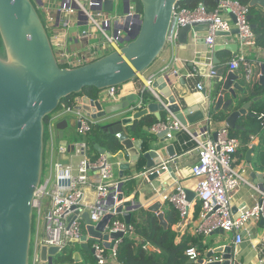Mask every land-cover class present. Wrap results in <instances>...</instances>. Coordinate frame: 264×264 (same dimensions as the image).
<instances>
[{
    "label": "water",
    "instance_id": "95a60500",
    "mask_svg": "<svg viewBox=\"0 0 264 264\" xmlns=\"http://www.w3.org/2000/svg\"><path fill=\"white\" fill-rule=\"evenodd\" d=\"M35 1L0 0V38L4 51V57H0V264H29L34 196L42 180L44 121L56 112L62 100L78 95L87 88L99 91L100 95L96 99L87 96L76 97L75 106L71 109L72 114L75 117L80 114L95 124L106 122L100 125V131L104 135L114 137L122 147L118 155H128L129 162L134 164L141 156L142 144L140 141L133 142L124 129L133 131L136 123L148 113L165 111L187 129L206 122L207 126L202 128V131H205L211 121H215L229 130H237V120L247 114L249 107V104H245L234 110L236 91L241 92L242 88L236 82L238 77L232 71L202 108L185 107L176 101L172 95L173 83L170 73L154 78L150 83L148 91H153L154 99L150 104H144L142 99L136 96L124 98L120 103L104 98L103 92L106 89L120 87L140 77L154 64L165 49L172 13L181 0H138L141 11L133 15L136 26L133 31L119 26L124 38H120L118 47L73 68L59 66L36 8L38 2ZM114 3L115 0H108L103 4V10L114 11ZM122 6V12L119 14L121 18L130 9L129 0H123ZM247 6L250 9L257 8L264 14V0H249ZM248 19L251 21L253 16ZM231 22L228 32L216 34V37L225 38V43L215 45V52H237V43L232 38L237 35V29L232 16ZM207 25L208 23H196L179 28L177 43L185 46L192 29L205 30ZM251 27L253 31L256 29L254 25ZM199 35L204 42L206 32ZM258 83L264 88V65L261 67ZM227 94L231 99L223 101ZM259 99L256 98L253 102ZM68 124L64 119L53 123L60 140ZM155 135L168 137L170 132L167 130ZM215 135L216 133L213 138ZM94 149L99 155L112 158L104 148L96 144ZM252 151L249 150L246 154L249 167ZM166 154L168 158L175 156L173 146L166 148ZM154 155L152 151L142 155L146 161L145 170L155 168L163 162ZM61 163L67 162L61 160ZM118 169L122 177V172L127 171L129 165L122 163ZM166 172L171 173V168L160 169L147 179L152 182ZM250 178L255 187L264 193V174L252 172ZM118 190L120 194L117 200L122 201L121 184ZM186 195L189 201L194 199V194L186 192ZM107 202L113 204L111 197ZM139 207L127 201L116 208L115 212L123 215L125 234L105 233L108 223L112 220L111 215H106L97 224L91 225L89 215L83 213L87 236L80 240H71L70 243L79 245L82 251L91 255L93 250L87 246V239L101 241L105 248L110 249L112 243L108 244L109 240L116 241L130 236L129 212ZM159 207L160 204H155L149 211L156 214ZM157 218L164 226L162 215L158 214ZM260 224L264 225V222L261 220ZM213 235H223V232L217 230ZM60 253L56 247L42 245L38 251V259L42 263L52 264L53 259ZM234 256L231 247L213 243L203 258L191 261L190 264H235ZM73 258L76 263H80L78 253H74Z\"/></svg>",
    "mask_w": 264,
    "mask_h": 264
},
{
    "label": "built area",
    "instance_id": "2783aa9c",
    "mask_svg": "<svg viewBox=\"0 0 264 264\" xmlns=\"http://www.w3.org/2000/svg\"><path fill=\"white\" fill-rule=\"evenodd\" d=\"M108 0H61L57 3L54 0H42L43 19L45 26L51 30L50 42L61 65H68L69 68L78 67L88 63L100 56L88 52L78 53L66 51L61 38L63 33L57 30L58 26L68 29L72 23L83 26L79 32L81 40L90 38H99L103 40L100 48L106 49L109 53L118 47L120 38H124L119 26L125 27L128 31H133L136 23L133 20L135 12L132 7L122 18L114 17L113 11L103 10V4ZM57 14V22L53 13ZM234 19V25L237 29L236 43L239 49L246 46L255 45V34L248 19L249 7L233 0H221L217 3L211 13H207L202 5L195 10H188L181 6H175L172 13L168 31L166 34L165 48H172L177 44V30L187 25L198 23H208L205 28L206 36L204 44L212 51L215 45L217 33H224L230 30L231 20ZM121 18V19H120ZM114 19L113 26L111 20ZM76 20V21H75ZM44 21L42 22L44 25ZM57 24V25H56ZM44 26V27H45ZM56 26V27H55ZM112 28V35L108 31ZM46 30V28H45ZM84 46V45H83ZM230 70H237L241 65L244 69L245 79L250 78V64L244 59L236 58L230 62ZM216 76L214 69H211L207 78ZM153 77L148 79V86L153 81ZM198 91H202L201 83L196 85ZM105 99L115 101L118 98V87L108 88L103 92ZM68 111L70 110H66ZM263 116V115H262ZM52 118L49 125L52 124ZM76 135L85 136L95 123L86 117L76 115ZM54 123V122H53ZM48 125V126H49ZM53 126V124H52ZM170 134L184 132L194 144L196 161L191 168V174L195 178L194 200L189 201L184 188L177 185L171 192L161 196V201L166 202L177 211L179 222L177 226H186L191 221L196 201L200 204V211L197 216L198 223L194 226L193 234L197 236H209L217 230L223 233H233L235 244L242 241L241 232L245 225L253 221L264 222V193L254 202V204L240 213L236 217L232 212L231 197L238 189L243 178L234 167L235 155L239 147V141L229 136L226 128L218 130L213 139L206 138L207 131H200L192 134L187 128L178 123L172 116H169L163 122H159L151 128L154 134H160L165 131ZM75 147V148H74ZM73 154L79 158L76 169L70 165L61 163V160L53 163L52 174L49 178L40 183L33 203V213L35 218L43 216L45 236L42 244L46 247H56L61 252L66 244L71 240H80L87 236L86 226L82 219V214L89 215L91 225L97 224L104 216L111 215L112 220L106 227V234L126 232V225L123 221L114 219L115 212L122 201L117 198L120 194L118 183L114 182L113 165L117 159L113 155L108 159L105 155H99L94 161L90 162L85 155V143L79 142L74 146ZM64 148H59L63 153ZM162 162L161 165L144 170L139 173L141 178H147L153 173H158L160 169H166L170 162ZM117 161V160H116ZM91 173L97 174V183L95 185L91 180ZM93 187L95 191V200L92 204H85V189ZM111 197L113 204H108L107 200ZM91 241L90 248L93 250V257L97 264H106L105 247L101 241ZM121 239L111 241L112 247L109 249L108 258L116 261L117 246ZM187 263L195 261L198 258V251L195 248L186 250ZM37 253L31 254V263L38 262Z\"/></svg>",
    "mask_w": 264,
    "mask_h": 264
},
{
    "label": "crops",
    "instance_id": "0c3cea01",
    "mask_svg": "<svg viewBox=\"0 0 264 264\" xmlns=\"http://www.w3.org/2000/svg\"><path fill=\"white\" fill-rule=\"evenodd\" d=\"M42 0H36L35 3L38 2V6L42 9L41 6ZM57 3H60L61 0H54ZM119 1L122 6L123 0H115ZM134 0H129L130 6L132 7V2ZM123 8V6H122ZM136 11V10H135ZM226 16L231 20L230 14H226ZM250 16V15H249ZM53 17L57 22V14L53 13ZM76 21V20H75ZM77 23V21H76ZM75 22L68 29H64L62 27L57 28V30L63 33L61 38L62 44L66 51L84 53L88 52L93 55V51H95L96 55L103 56L107 54L106 49L100 48V44L94 43L90 47V41L96 38L86 39L85 41H81V37L79 32L83 29V26L77 25ZM251 26H255L252 20L250 21ZM57 25V24H56ZM56 27V26H55ZM205 30L201 28H197L196 31L192 29L187 44L185 46L176 44L172 48H165L154 64L147 69L140 77L118 87V98L114 101V103H120L124 98H128L131 96H136L138 99H142L144 104H150L153 102V96L150 91H148V79L157 78L164 74H171V82L173 83L172 87V95L175 96L176 101L185 107L191 106H199L200 108L205 107V102L207 99L213 95L216 91L219 90V86L216 88V84L218 83L220 75H223L221 82L225 79L229 72H234V74L238 77V84L241 86L242 91H236V99L233 100V103L238 104L241 102L242 104V96L244 91V86L240 80L244 79V81H249L245 79L244 69L240 65L237 70H230V62L236 58H243L244 61L250 64V69L254 67L256 71L255 84H258L259 77L261 76V67L264 65V47L256 46V38L255 35V45L254 46H246L242 49L237 50L235 54L227 51L220 50L215 52L214 50L210 51L204 42L201 41L200 35ZM255 34V33H254ZM236 42V36L232 37ZM225 38L216 37L215 45L224 44ZM99 44V45H97ZM84 45V46H83ZM214 45V46H215ZM214 69L217 73V76L212 78H207L206 75L209 74L210 70ZM252 73L250 74V77ZM217 82V83H216ZM201 83L203 86L202 91H198L196 85ZM235 83V82H234ZM221 84V83H220ZM260 86V85H259ZM261 87V86H260ZM218 89V90H217ZM262 98V97H255ZM231 96L227 94L223 101L230 100ZM253 98L250 101H247L242 104H249L247 109V114L250 111L251 106L258 102H253ZM145 105V106H146ZM72 110H66L58 116L59 118L53 117L52 119L56 121H60L62 119L69 122L68 126L63 132L62 140L59 139L57 131H55V138H58L57 141L54 138L52 144L50 143L48 148V170L45 179L49 178L52 174V166L53 163L60 160L62 157V161H66L68 165H70L74 170L77 167L79 158L73 154V149L76 144L79 142L74 141L76 136V117L71 113ZM240 116L237 120L236 126L239 127L237 130H230L233 132L244 134L246 131V123L244 122V117ZM57 116V117H58ZM170 115L167 112H156V113H148L147 116L143 117L136 124V127L133 131H129V129H124V131L129 135V137L133 140V142L140 141L143 144L144 140L148 143L149 151L155 153L154 156H157L162 159L163 162L169 161L170 159H174L168 165V168H171V173H164L162 176H159L156 180L152 182L148 181L147 178H141L138 176L139 173L135 171V164L129 162L128 155H124L120 157L118 155L119 151L115 153L117 156V161L115 160V164L113 165V176L114 182L121 184V193H122V202H130V204L139 205L138 209L131 210L129 213L133 214V212L146 211L150 212L149 208L154 206L155 204H160V207L156 214L162 215L164 226L167 227L168 221L166 217V212L168 210V206H172L166 202L161 201V196L171 192L177 185H181L185 192H189L194 194L195 187V178L191 174V168L196 161V153L194 152V144L190 140L189 136L184 133L170 134L168 137H157L152 131L151 128H148V123L158 124L159 122H163ZM160 119V120H159ZM52 122V124H53ZM99 125L106 124L98 122ZM96 123V124H98ZM153 125V124H152ZM154 126V125H153ZM207 123L202 122L193 127H188V131L192 134H196L202 130L203 127H206ZM138 127V128H137ZM137 128V129H136ZM226 128V126L217 123L215 121H211L207 131L206 138L213 139V134H215L218 130ZM228 130V129H227ZM264 130V129H263ZM52 134H49V136ZM260 136L251 134L247 141H244V137L238 136L239 147L237 149V153L235 155L234 167L240 176L243 178L244 182H241L238 189L234 192L231 197V206L232 212L235 216L244 212L246 209L250 208L254 202L260 197V192L254 185L253 180L250 178V174L252 172L264 174V165L262 163L256 162L255 159V148L260 143ZM147 139V140H146ZM74 148H73V147ZM169 146H173L175 156L172 158H168L166 154V148ZM59 148H64L65 151L63 153L59 152ZM249 150H253L250 155V167L248 166V161L246 154ZM99 155V154H98ZM111 155V154H110ZM113 156V155H111ZM94 155L93 158H95ZM122 163L128 164L129 169L127 171L122 172V177H120V171L118 166ZM146 163V161H145ZM145 167V166H144ZM145 170V169H144ZM91 180L97 183V174L91 173ZM130 180V181H129ZM127 182V183H126ZM131 182V183H129ZM127 184V185H126ZM129 185V187H127ZM127 187V189H126ZM195 196V195H194ZM95 200V191L93 187H88L85 189V204H92ZM194 200V199H193ZM196 203H198L196 201ZM195 207L193 210L191 221L187 222L186 226L180 227L174 225L172 227L173 231L176 233L175 243L179 244L184 236H189L195 239H200V244L196 248L198 251V259L204 257V255L211 249L212 244H223L231 247L232 252L235 253L234 261L235 264H264V225L260 224V221H249L241 232L242 241L240 244H235L234 234L223 233V235H209V236H197L193 234L194 226L198 223L197 217H194ZM151 213V212H150ZM114 219H123V215L119 214ZM160 222V221H159ZM44 219L43 216L39 219L36 218L33 224V232H32V240H31V248L32 253L36 254L38 257L39 248L43 245L42 241L45 236L44 232ZM86 233V232H85ZM106 233V231H105ZM132 236V228L130 226V238ZM123 239H126L125 237ZM121 239V240H123ZM111 240L108 241L110 244ZM212 243V244H211ZM87 246H91V241L87 239ZM202 249V247H205ZM149 251H153L154 248L147 246ZM83 252L78 245V248L73 251L74 253H78L80 256V263H76L75 259L72 257V262L64 263V264H85L82 261ZM158 252V251H157ZM159 253V252H158ZM72 254V255H73ZM111 264H116V261L109 260ZM35 264H47L42 263L38 260ZM54 264V259L52 261Z\"/></svg>",
    "mask_w": 264,
    "mask_h": 264
},
{
    "label": "trees",
    "instance_id": "16d2710c",
    "mask_svg": "<svg viewBox=\"0 0 264 264\" xmlns=\"http://www.w3.org/2000/svg\"><path fill=\"white\" fill-rule=\"evenodd\" d=\"M219 1L221 0H181L178 3V6L184 7L192 11L195 10L199 5H202V7L207 13H211L215 9ZM233 1H237L238 3L246 6L249 2V0ZM136 2L138 3V0H136ZM138 5L139 8H136V11L134 12L140 13V4L138 3ZM249 11V15L253 16L252 22H254V24L256 25V29L254 30L255 35H257L256 46L264 47V14L262 13V11L260 12L257 8H249ZM0 57H4L1 38ZM251 73L252 76L250 77L249 81L246 82L244 81V79L240 80L244 86L242 104L247 101H250L252 98L254 99L255 97L262 98L251 106L248 115L243 118L247 127L244 134L233 132L229 129L227 131L230 137L235 139H238V136L244 137V141H247L251 134L260 136V143L255 148V159L256 162L262 163L264 165V88L254 83L256 78V71L254 67H252ZM223 75H220L219 80H217L218 83L216 82V88L220 86ZM99 95L100 92L96 89L87 88L78 95L71 96L62 100L56 112L46 118V120L44 121V154L42 172L44 171L46 166V164H44L45 148L47 147V142L49 139V136L46 133V129L49 125L51 117L55 114H58V112L64 110H71L75 106L74 99L76 97L87 96L90 99H96ZM242 104L241 102H239L238 104L233 103L234 110L240 109L242 107ZM152 124L156 125L154 123H148L147 127H153ZM55 139L59 141L58 138ZM74 141L85 143V155L90 162H94L99 157L98 153L94 149V144L100 146L101 148H104L106 152L111 155H115L116 152L122 149V147L114 137L104 135L100 131L99 124L92 125L91 130L87 134H85V136H77ZM148 151V143H146V141L144 140L140 151L141 156L138 162L135 164V171L137 173H142L144 171L145 160L142 155ZM94 155H96L95 158H93ZM127 187H129V185ZM199 211L200 204L196 203L194 212L195 218L198 216ZM166 217L168 225L164 228L160 225L159 219L153 213L146 211L133 212L130 221V226L132 228V236L130 238L121 240V242L118 244L116 264H186L188 261L185 255L186 250L189 248L196 249L200 244V239H195L186 235L184 236L182 241L176 245V243L174 242L176 238V233L173 231L172 227H174V225L179 222L178 213L172 206H168ZM34 218L35 215H33V224L35 221ZM117 220L122 221V219ZM147 246L154 248V250L149 251L146 248ZM77 248L78 245L68 242L65 248L61 251V253L54 258V264H64L72 262L73 251ZM205 248L206 246L202 247L201 250ZM104 249L105 255L107 257L106 264H111L109 261L110 258H108L109 249ZM31 254L32 248L30 247V259ZM83 254L84 255L82 257V261L85 264H97L93 255H91L89 252H83Z\"/></svg>",
    "mask_w": 264,
    "mask_h": 264
},
{
    "label": "rangeland",
    "instance_id": "374dc122",
    "mask_svg": "<svg viewBox=\"0 0 264 264\" xmlns=\"http://www.w3.org/2000/svg\"><path fill=\"white\" fill-rule=\"evenodd\" d=\"M137 6H138V7H137ZM36 8H37V7H36ZM136 8H139V5H138V3L136 2V0H134V1L132 2V9H133V11H135ZM37 11H38V14H39V16H40L42 22H43V21H44V19H43V9H40V8L38 7V8H37ZM121 12H122V6H121V3H120L119 1H115V3H114L113 16H114V17H117V16H119V14H121ZM114 21H115L114 19L111 20V26H113ZM44 26H45V21H44ZM45 28H46V31H47L49 37H50V36H51V30H50L47 26H45ZM111 31H112V28L110 29V31L107 32L108 35H112ZM98 42H99V44H101V43H103V40H102V39H99V38H96V39H94V40H91L89 45H90V47H91L94 43H98ZM61 43H62V41H61ZM99 44H97V45H99ZM59 66H60L61 68H69L68 65H61V64H59ZM64 111H65V110H64ZM64 111H61V112L63 113ZM61 112H58V114H60ZM71 113H72V111H71ZM58 114L53 115L52 118H53V117L59 118L60 116H58ZM57 116H58V117H57ZM52 120H53V119H52ZM53 129H54V128H53L52 124H50V125L47 127V129H46V133H47V135H48V136H49V134H52V135L49 136V139H48V142H47V147L45 148L44 164H46V166H45L44 171L42 172V180H41V182H43V180L45 179V177H46V175H47V170H48V166H49V163H48V160H47V159H48V150H49L48 146H49L50 143L52 144V142L54 141V138H55V131H54ZM76 136H78V135H76ZM33 215H34V213H33ZM34 219L36 220V218H34ZM30 264H32V263H31V259H30Z\"/></svg>",
    "mask_w": 264,
    "mask_h": 264
}]
</instances>
